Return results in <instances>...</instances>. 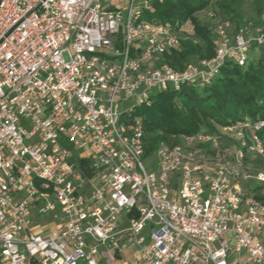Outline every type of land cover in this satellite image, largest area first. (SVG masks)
Here are the masks:
<instances>
[{
	"label": "built area",
	"instance_id": "built-area-1",
	"mask_svg": "<svg viewBox=\"0 0 264 264\" xmlns=\"http://www.w3.org/2000/svg\"><path fill=\"white\" fill-rule=\"evenodd\" d=\"M154 1L0 0V264H264V117L148 156L130 118L246 67L264 31L220 19L214 54L175 68L183 27L144 20Z\"/></svg>",
	"mask_w": 264,
	"mask_h": 264
},
{
	"label": "trees",
	"instance_id": "trees-1",
	"mask_svg": "<svg viewBox=\"0 0 264 264\" xmlns=\"http://www.w3.org/2000/svg\"><path fill=\"white\" fill-rule=\"evenodd\" d=\"M211 0H155L152 9L142 18L156 24L180 30L184 24L191 34H183L179 47L164 54L163 60L181 68L193 58H209L216 42L207 25L200 23L196 13L208 7ZM241 0H217L221 13H234ZM258 15L264 13V0H252ZM238 24L242 19L233 15ZM264 117V44L251 51L246 67L226 62L218 75L203 88L182 86L178 92L155 94L150 105L136 106L131 120H136L143 132L144 156L153 152L160 141L174 143L179 135L198 131H215L219 126L244 118ZM264 136V132H261ZM254 163H263L256 159ZM252 195L264 200V182L250 185Z\"/></svg>",
	"mask_w": 264,
	"mask_h": 264
},
{
	"label": "rangeland",
	"instance_id": "rangeland-1",
	"mask_svg": "<svg viewBox=\"0 0 264 264\" xmlns=\"http://www.w3.org/2000/svg\"><path fill=\"white\" fill-rule=\"evenodd\" d=\"M114 3H118V2L115 1ZM119 3L121 5V11L123 12L124 15H126L127 3L125 2H119ZM135 5H140V4L138 1H136ZM234 6H235V12L232 14L231 13L226 14L224 12L221 13L218 10L216 4L212 2L208 5V7L196 13V17L200 21V23L208 26L211 36L215 42H217V40L219 39V36L215 29V23L220 19H228L231 21L233 27L232 29L234 30L236 29L237 26L240 25L235 21L236 18L233 17V15L235 14L238 19H242V22L252 24L254 31L259 27L262 29V31H264V13L262 15L261 14L258 15L257 11L254 8L252 0H241V3L239 5L235 4ZM210 14H213V16H211ZM183 34L184 35L191 34V27L188 23L183 25ZM134 104H136L134 100H128L124 102L123 108L128 109ZM256 166L264 170V163L257 164ZM147 168H151V167L148 165ZM124 256H126V254Z\"/></svg>",
	"mask_w": 264,
	"mask_h": 264
}]
</instances>
